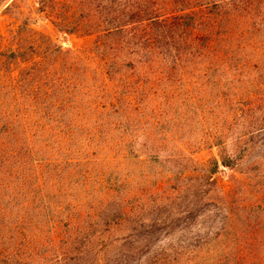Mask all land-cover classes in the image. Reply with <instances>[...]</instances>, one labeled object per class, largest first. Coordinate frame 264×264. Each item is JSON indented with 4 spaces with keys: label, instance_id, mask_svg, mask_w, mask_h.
<instances>
[{
    "label": "trees",
    "instance_id": "16d2710c",
    "mask_svg": "<svg viewBox=\"0 0 264 264\" xmlns=\"http://www.w3.org/2000/svg\"><path fill=\"white\" fill-rule=\"evenodd\" d=\"M31 1L25 13L19 0H0V11L16 21L0 36V264H48V254L56 257L50 264H179L184 258L195 264H264V115L257 121V144L248 147L249 139H239L234 156L222 147L217 159L194 170L195 176L179 178L184 170H165L172 175L167 179L180 180L176 198L132 205L136 197L119 198L112 208L117 226H125L121 236L92 230L95 220L63 218L44 193L43 174L55 181L57 160L48 157L59 151L61 127L54 123L71 117L73 96L88 71L58 38L35 29L32 17L46 19L58 36L93 37L91 53L123 97L132 96L130 81L169 73L163 67L170 64L230 57L216 30L229 28L233 11L249 14L256 1ZM124 87L131 92L122 94ZM109 104L120 102L115 98ZM222 169L231 172L228 194L217 186ZM199 187L205 191L198 203L188 190ZM178 198L187 201L177 204ZM211 203L220 213L212 219L219 225L214 235L165 239L191 226Z\"/></svg>",
    "mask_w": 264,
    "mask_h": 264
},
{
    "label": "rangeland",
    "instance_id": "374dc122",
    "mask_svg": "<svg viewBox=\"0 0 264 264\" xmlns=\"http://www.w3.org/2000/svg\"><path fill=\"white\" fill-rule=\"evenodd\" d=\"M255 1L249 14L233 11L229 28L216 30L217 37L226 41L230 57L226 53L221 60L198 56L177 66L170 64L163 67L169 73L158 71L130 81L132 96L123 97L117 95L99 59L91 53L93 37L58 36L46 19L32 15L36 20L33 27L58 38L88 71L73 96L74 109L71 117L67 115L71 119L54 123L61 127L59 151L48 157V162L57 160L55 181H50L49 172L43 174L44 193L59 207L63 218L70 216L76 223L95 220L92 230L121 236L125 226H117L119 217L113 211L119 198L136 197L129 201L131 205L176 198L174 190L180 180L167 179L172 175L165 170H184L179 178L195 176L194 170L217 159L222 147L234 156L239 139H249L248 147L260 141L257 129L261 123L257 121L264 115V0ZM19 3L33 5L31 0ZM24 12H28L26 7ZM15 22L0 11V36H5ZM129 92L126 87L122 90V94ZM115 98L120 102L118 107L109 104ZM230 175L222 169L215 176L223 194L232 190ZM195 189L188 190L189 199L199 203L205 188ZM173 198L169 199L175 201ZM184 200L178 198L176 203ZM216 214H220L218 207L211 203L191 226L164 235L165 239L212 236L219 226L212 222ZM96 222L100 224L95 226ZM55 260L50 254L46 257L48 264ZM179 264L195 263L184 258Z\"/></svg>",
    "mask_w": 264,
    "mask_h": 264
}]
</instances>
